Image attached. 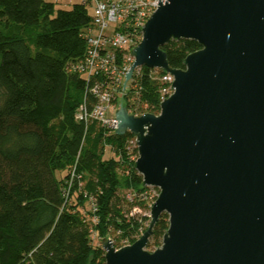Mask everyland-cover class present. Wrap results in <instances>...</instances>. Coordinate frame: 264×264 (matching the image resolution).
Segmentation results:
<instances>
[{
	"label": "water",
	"instance_id": "water-1",
	"mask_svg": "<svg viewBox=\"0 0 264 264\" xmlns=\"http://www.w3.org/2000/svg\"><path fill=\"white\" fill-rule=\"evenodd\" d=\"M163 2V0H162ZM158 0L131 50L135 69L174 76L158 115L121 105L117 135L135 136L134 169L159 189L131 245L103 238L106 264H264V0ZM194 40L182 68L163 46ZM166 213L162 244L146 250Z\"/></svg>",
	"mask_w": 264,
	"mask_h": 264
},
{
	"label": "trees",
	"instance_id": "trees-1",
	"mask_svg": "<svg viewBox=\"0 0 264 264\" xmlns=\"http://www.w3.org/2000/svg\"><path fill=\"white\" fill-rule=\"evenodd\" d=\"M91 21L81 2L64 10L46 0H0V264H106L91 229L101 241L117 234L118 247L147 228L129 215L133 204L125 197L145 188L127 150L133 135L108 134L97 123L85 132L75 119L92 95L68 66L83 58L82 32ZM200 48L187 39L163 46L172 68ZM150 71L142 67L135 78L137 97L157 114L161 84ZM77 159L83 184L66 200L68 168ZM168 227L163 213L147 247H160Z\"/></svg>",
	"mask_w": 264,
	"mask_h": 264
},
{
	"label": "built area",
	"instance_id": "built-area-1",
	"mask_svg": "<svg viewBox=\"0 0 264 264\" xmlns=\"http://www.w3.org/2000/svg\"><path fill=\"white\" fill-rule=\"evenodd\" d=\"M165 1L160 0L162 3ZM81 3L89 8L92 21L82 32L86 40L85 54L80 60L69 64L68 71L84 78L86 95L90 94L92 97L90 99L86 97L80 104L75 119L84 125L85 132L91 124L97 123L107 129L108 134H113L118 128L115 114L121 105L137 117L149 113L147 105H142L137 97L139 86L135 78L140 75L142 67L135 69L133 77L124 88L123 84L125 75L135 60L131 50L142 40L141 28L157 9L158 0H81ZM150 70L151 78L161 84L160 112V104L173 93L171 87L174 76L159 68ZM126 145L131 160L135 162L138 158L135 136L129 138ZM134 150H137V155L132 154ZM77 165L78 159L68 168L66 200L69 199L76 184L79 186L83 184V175L78 172ZM144 187V190L139 192L127 190L125 197L133 204L129 215L137 217L142 227H147L150 221V206L158 197L159 189L153 186ZM89 201L88 215L91 223L95 225L98 223L97 206L93 198H89ZM91 232L92 238L96 237L93 229ZM141 235L142 233L134 236V239L137 240ZM133 243L129 238L121 239L115 248L119 249Z\"/></svg>",
	"mask_w": 264,
	"mask_h": 264
},
{
	"label": "rangeland",
	"instance_id": "rangeland-1",
	"mask_svg": "<svg viewBox=\"0 0 264 264\" xmlns=\"http://www.w3.org/2000/svg\"><path fill=\"white\" fill-rule=\"evenodd\" d=\"M46 1H49V2H53L55 4V7L56 9H64V10H69L72 8V6L75 4V3H79L81 2V0H46ZM131 98V97H130ZM132 99V98H131ZM126 101L128 100L127 98L125 99ZM88 199V198H87ZM90 214V213H89ZM150 222V221H149ZM149 225V223H148ZM104 238H108L110 239L111 241H113L112 243H114V241H116L115 239H117V234L115 233H112L110 231V234L109 236H106ZM103 239V238H102ZM94 243L95 244H100L101 245V240H99V238L94 237ZM120 243V242H119ZM118 243V244H119ZM115 246V245H114ZM146 250L152 252L154 251L155 249H152V248H148L146 247Z\"/></svg>",
	"mask_w": 264,
	"mask_h": 264
}]
</instances>
